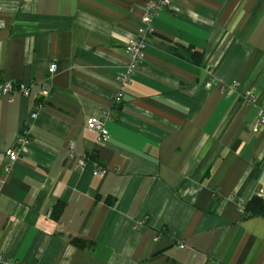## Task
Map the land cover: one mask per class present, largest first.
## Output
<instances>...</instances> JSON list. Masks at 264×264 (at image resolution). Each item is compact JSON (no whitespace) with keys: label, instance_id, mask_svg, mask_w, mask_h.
<instances>
[{"label":"crops","instance_id":"0c3cea01","mask_svg":"<svg viewBox=\"0 0 264 264\" xmlns=\"http://www.w3.org/2000/svg\"><path fill=\"white\" fill-rule=\"evenodd\" d=\"M146 1L0 0V264H264V0H168L120 85Z\"/></svg>","mask_w":264,"mask_h":264},{"label":"built area","instance_id":"2783aa9c","mask_svg":"<svg viewBox=\"0 0 264 264\" xmlns=\"http://www.w3.org/2000/svg\"><path fill=\"white\" fill-rule=\"evenodd\" d=\"M168 0H147L144 14L140 19V25L136 31L135 37L130 39L129 43L126 45L125 49L128 53L130 60L126 66V70L121 72L118 77V81L120 85H125L129 82L130 76L133 72L138 69V64H140L144 60L145 49L148 42V37L152 31V21L154 18L157 17L160 11L167 5ZM3 27V21L0 18V28ZM56 63H51L48 66V73L50 75L54 74L56 71ZM18 91L21 94L28 96L29 88L23 85L15 86L11 81L0 82V95H4L7 93H12ZM48 95V88L42 87L41 96L46 98ZM249 98H252L253 94L247 92ZM121 100V93H117L114 97V101L116 103L120 102ZM42 106L41 103L38 104L37 108ZM37 110V109H36ZM36 110L30 113V118L35 119L36 117ZM110 113L107 111H103L101 117L99 118H89L86 121V128L90 132L96 135L97 141H102L107 137V131L105 130L104 123L108 119H110ZM261 127H264V107L259 108L258 119L254 123L252 129L253 131H258ZM24 132V130L22 131ZM20 133L17 137L15 144L12 148L7 150L6 157L8 162L3 166V170L8 172L12 163H14L18 156H19V149L21 146L27 143V139L24 133ZM70 149L73 148V144H69ZM80 164H83V160L79 161ZM101 173L104 172V169H99ZM4 264H17L11 260H7Z\"/></svg>","mask_w":264,"mask_h":264},{"label":"trees","instance_id":"16d2710c","mask_svg":"<svg viewBox=\"0 0 264 264\" xmlns=\"http://www.w3.org/2000/svg\"><path fill=\"white\" fill-rule=\"evenodd\" d=\"M243 213L245 217L264 216V197L257 195L253 196L243 206ZM69 242L76 247L90 245L87 241L75 237H69Z\"/></svg>","mask_w":264,"mask_h":264}]
</instances>
